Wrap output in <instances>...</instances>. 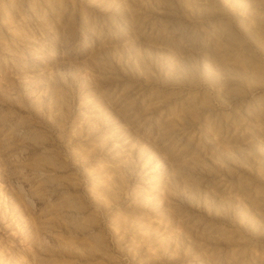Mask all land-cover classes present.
Instances as JSON below:
<instances>
[{"label": "rangeland", "instance_id": "374dc122", "mask_svg": "<svg viewBox=\"0 0 264 264\" xmlns=\"http://www.w3.org/2000/svg\"><path fill=\"white\" fill-rule=\"evenodd\" d=\"M0 264H264V0H0Z\"/></svg>", "mask_w": 264, "mask_h": 264}]
</instances>
